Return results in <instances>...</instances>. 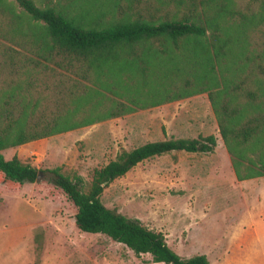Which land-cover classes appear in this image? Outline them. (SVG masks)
<instances>
[{"label": "trees", "instance_id": "1", "mask_svg": "<svg viewBox=\"0 0 264 264\" xmlns=\"http://www.w3.org/2000/svg\"><path fill=\"white\" fill-rule=\"evenodd\" d=\"M205 93L236 180L264 175V0H0V182L31 183L38 169L1 150L137 109ZM213 134L120 149L89 182L41 171L74 207L81 231L135 256L182 257L163 234L104 206L113 179L171 151L212 152Z\"/></svg>", "mask_w": 264, "mask_h": 264}, {"label": "rangeland", "instance_id": "2", "mask_svg": "<svg viewBox=\"0 0 264 264\" xmlns=\"http://www.w3.org/2000/svg\"><path fill=\"white\" fill-rule=\"evenodd\" d=\"M207 134L216 138L212 152L144 159L108 183L99 199L161 232L182 257L264 264V176L235 180L205 93L2 149L5 159L16 155L40 174L31 183L0 182V264H163L104 234L79 230L74 207L41 171L58 166L87 183L120 149Z\"/></svg>", "mask_w": 264, "mask_h": 264}, {"label": "crops", "instance_id": "3", "mask_svg": "<svg viewBox=\"0 0 264 264\" xmlns=\"http://www.w3.org/2000/svg\"><path fill=\"white\" fill-rule=\"evenodd\" d=\"M262 176H264V175H262ZM262 176H258V177H254V179H258V178H261ZM248 179H251V178H248ZM236 180V179H235ZM245 180V179H244ZM237 182H240L241 180H236ZM246 189V188H245ZM247 191L249 192V190L247 189ZM249 193H251L252 194V192H249ZM257 198H256V196H255V198L252 200V199H250V201H249V203H252V202H254L255 200H256ZM249 203H248V205H249Z\"/></svg>", "mask_w": 264, "mask_h": 264}, {"label": "water", "instance_id": "4", "mask_svg": "<svg viewBox=\"0 0 264 264\" xmlns=\"http://www.w3.org/2000/svg\"><path fill=\"white\" fill-rule=\"evenodd\" d=\"M39 174H40V173L38 172V175H37V177H39Z\"/></svg>", "mask_w": 264, "mask_h": 264}]
</instances>
